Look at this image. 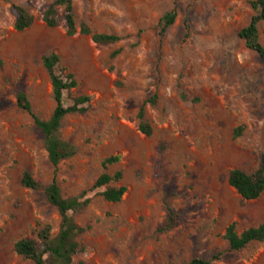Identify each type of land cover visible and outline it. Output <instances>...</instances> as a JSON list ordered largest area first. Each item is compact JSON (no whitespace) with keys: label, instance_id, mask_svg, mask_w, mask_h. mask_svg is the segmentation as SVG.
<instances>
[{"label":"rangeland","instance_id":"374dc122","mask_svg":"<svg viewBox=\"0 0 264 264\" xmlns=\"http://www.w3.org/2000/svg\"><path fill=\"white\" fill-rule=\"evenodd\" d=\"M53 2L0 0V264H32L15 242L38 241L46 225L57 232L60 217L43 190L53 179L63 197L89 199L70 213L84 229L72 264H185L218 252L211 264H264V242L229 251L223 239L231 223L238 233L264 224V192L244 200L227 182L232 169L256 170L264 152V64L238 37L254 14L249 0H74L78 26L121 37L107 45L67 35L62 18L47 27L42 15ZM15 5L34 17L23 31L13 27ZM172 8L175 21L160 34L159 19ZM258 30L264 46V22ZM51 52L65 69L57 73L77 83L64 105L90 98L84 113L62 120L59 135L76 152L56 167L16 104L22 92L49 118L55 103L41 59ZM142 107L150 135L139 130ZM111 156L119 159L104 169ZM118 171L119 182L93 187L101 173ZM24 172L41 189L23 187ZM117 186L126 187L121 200L105 201L101 193ZM168 209L177 220L163 232Z\"/></svg>","mask_w":264,"mask_h":264},{"label":"trees","instance_id":"16d2710c","mask_svg":"<svg viewBox=\"0 0 264 264\" xmlns=\"http://www.w3.org/2000/svg\"><path fill=\"white\" fill-rule=\"evenodd\" d=\"M9 1V0H2ZM74 0H54L48 6L42 15V21L47 27L54 28L61 22V18L65 22L66 33L72 36L76 33L90 36L93 42L99 45L113 44L121 40L120 36L115 34L99 33L93 31L90 26L82 22L79 26L76 24L74 8ZM249 4L254 12L248 24L238 31V37L244 41L245 46L253 51L264 64V46L259 39L258 25L264 22V0H249ZM57 7L63 8L62 17H60ZM16 19L13 27L16 31H23L30 27L34 22V17L23 7L15 5ZM176 11L172 8L165 12L159 19L158 27L160 34L174 23ZM117 54V53H115ZM42 65L46 70L50 84L52 87V98L55 107L48 119L39 118L32 110L31 104L27 96L20 92L16 96L17 106L28 113L39 132L42 135L45 150L47 152L50 163L56 167L61 161L72 157L76 150L72 143L62 139L59 135L62 120L68 114L84 113L90 98L85 95L75 97L74 103L65 106L63 103V94L76 87L77 83L72 73L67 72L62 77L57 73V69L64 71L60 67L59 56L51 52L41 59ZM156 96L152 97L149 102L154 103ZM139 130L146 135L151 134V127L144 121L143 107L138 113ZM242 129L235 130V136H239ZM119 157L111 156L102 161V167L117 162ZM122 178L121 172H115L110 175L106 172L101 173L96 179L93 187L99 188L108 186L112 182H119ZM21 185L25 188L38 190L41 185L28 172H24L21 177ZM228 184L233 187L244 200H251L259 197L264 192V152L260 156V164L252 173H246L240 169H232L228 172ZM47 201L57 210L60 217V224L57 232L52 233L50 226L46 225L37 231V240L20 239L14 244V251L24 260L30 261L32 264H72L73 258L81 251L77 237L84 229L75 222L70 213H76L83 209L89 199L84 198L86 192L72 197H63L61 189L56 180L53 179L44 189ZM126 192V187H107L101 196L105 201L118 202ZM177 220V214L168 209V214L163 223L159 226L160 231L171 229ZM229 251H240L247 245L254 242H264V224L250 227L238 233L235 224H229L223 234ZM222 252H218L209 259L192 258L185 264H211L212 261L219 260Z\"/></svg>","mask_w":264,"mask_h":264}]
</instances>
